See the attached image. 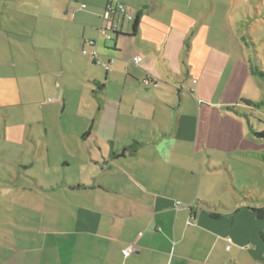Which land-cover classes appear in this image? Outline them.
Returning a JSON list of instances; mask_svg holds the SVG:
<instances>
[{
  "label": "crops",
  "instance_id": "1",
  "mask_svg": "<svg viewBox=\"0 0 264 264\" xmlns=\"http://www.w3.org/2000/svg\"><path fill=\"white\" fill-rule=\"evenodd\" d=\"M176 1L202 11L200 0ZM107 5L125 10L113 15L120 25L113 41L100 33ZM184 12L165 0H0L5 42L36 49L44 98L39 105L33 98L40 92L16 89L11 77L0 82V107L35 105L45 124L49 113L84 108L75 130L90 144L87 155L71 153L77 136L59 137L70 158L62 164L81 173L47 189L72 193L73 201L0 204V264H237L240 254L261 250L264 231L256 223L264 219L251 210L261 207L214 201L220 183L212 160L219 155L210 152L257 148L243 138L240 119L248 117L240 106L254 105L244 94L254 64H237L222 104L200 103L230 60L205 52L198 32L190 35L194 12ZM127 15L139 19L136 31ZM135 56L143 58L139 65ZM173 60L185 64L184 81ZM171 76L180 78L174 87Z\"/></svg>",
  "mask_w": 264,
  "mask_h": 264
},
{
  "label": "rangeland",
  "instance_id": "2",
  "mask_svg": "<svg viewBox=\"0 0 264 264\" xmlns=\"http://www.w3.org/2000/svg\"><path fill=\"white\" fill-rule=\"evenodd\" d=\"M153 1L158 5L159 0ZM165 1L178 12L184 9L187 15L190 11L194 12L191 15L195 17L193 19L196 22L191 30V37L198 32L196 39L205 44L206 53L215 52L225 61L230 60L220 81H217L212 89L210 84L207 86L209 89L205 88V92L210 95L200 97L199 99H202L200 103L222 104L227 82L236 70L237 64L248 60L253 62L254 72L259 70L263 76L258 73L251 76L244 94L250 95L254 104L264 102V0H200L202 11L197 13L194 3L192 7L185 8L176 0ZM0 18V82L9 83V79L13 77L18 79L14 81L15 84L17 82L16 89L20 88L28 93L39 91L41 80L40 66L35 64L34 58L36 49H33L32 44L29 47L26 45L21 47L20 44L16 45V42L14 47H10L9 43L5 42L4 20L8 17ZM175 25L180 27L181 24ZM222 61H219V64L225 68L223 64L227 61ZM173 63L174 71L181 75L184 81L187 75L185 64L178 66L175 60ZM93 70L98 73L104 72L94 65ZM27 74L29 76H26ZM170 78L173 87L176 79H180L174 76ZM187 82L189 86V80ZM0 98H3V95ZM33 99L38 100L39 105L44 102L42 92ZM190 110L191 105H188V111ZM240 110L248 114V117H240L244 121L243 138L256 144L257 148L241 150V153H252L246 155L224 151L222 148L219 150L220 153L217 150L210 151L219 155L218 159L212 160L214 167H219L215 171L212 168V171L220 183L213 197L218 204H244L264 208V139L256 136V133L264 131V105L261 108L241 105ZM88 112H84L83 108L80 112L62 114L60 110L58 113H49L45 124L41 123V112L35 105L17 104L7 108L0 107V204H58L55 200L61 197L67 202L74 200L72 193H66L60 188L55 191L47 187H56L66 179L73 180V176L81 173L78 169L70 170L62 164L68 163L70 158L65 155L59 137L70 142L68 141L70 138L77 136L79 144L71 140L67 147L68 151L71 153L81 151L87 155L90 144L85 145L75 129L79 130L77 127L81 114ZM234 114L233 116L237 117ZM64 123L67 128L64 127ZM90 123L88 130L92 129V118ZM75 163L84 164L86 161ZM256 225L264 231V221H258ZM257 239L261 243L262 251L253 248L251 254L249 250L244 253L245 255L240 254L237 264H264V245L259 233ZM245 247H248L246 243ZM235 258L237 259V255Z\"/></svg>",
  "mask_w": 264,
  "mask_h": 264
},
{
  "label": "built area",
  "instance_id": "3",
  "mask_svg": "<svg viewBox=\"0 0 264 264\" xmlns=\"http://www.w3.org/2000/svg\"><path fill=\"white\" fill-rule=\"evenodd\" d=\"M86 6H84L85 8ZM120 12V15L121 14H125V10H124V7L123 6H120V7H116V6H112V5H108L106 8H105V11H104V14L102 16V19L104 22H107V28L106 29H102L100 30V33L105 36V39L107 41H112L113 40V34L115 32H118L119 30V23L113 18V15L114 14H118ZM127 18L130 20V21H133L134 20V17L132 15H127ZM95 45V42L93 41H90L88 43V47L91 48ZM83 54L85 56H89L91 58H94L96 56V53L95 52H91L89 49H84L83 50ZM143 61V58L142 57H139V56H136L134 58H132V63L135 64V65H139L141 62ZM99 65H102L100 62H98ZM104 66L105 70L106 71H110V65L109 64H104L102 65ZM232 246V241H229V245H228V250H230ZM131 253V249L126 251V255L128 256L129 254Z\"/></svg>",
  "mask_w": 264,
  "mask_h": 264
},
{
  "label": "trees",
  "instance_id": "4",
  "mask_svg": "<svg viewBox=\"0 0 264 264\" xmlns=\"http://www.w3.org/2000/svg\"><path fill=\"white\" fill-rule=\"evenodd\" d=\"M107 6H108V5H107ZM132 22H134V25H135V31H136V30H137V27H138L139 19L136 18V20L134 19ZM119 29H120V27H119ZM118 35H119V30H118V32H115V33L113 34V40H115V38H116ZM113 40H112V41H113ZM135 57H136V56H135ZM95 64L99 65L98 62H96V61H95ZM99 66H102V65H99ZM253 69H254V68L251 69V73H252L253 75H255L256 73H258V74H261V75L263 76V73H262V72H260L259 70H256L257 72L255 73ZM256 69H257V68H256ZM107 72H108V71H107ZM245 103H247V102H245ZM247 104H248V103H247ZM249 105H251V104L249 103ZM263 105H264V102H262V103H260V104H254L253 106H255V107H257V108H261V107H263ZM256 136L259 137L260 139H264V131L259 132V133H256ZM251 210L257 215V217H258L259 219H261V220L264 219V208H252ZM262 239H263V241H264V233H262Z\"/></svg>",
  "mask_w": 264,
  "mask_h": 264
}]
</instances>
